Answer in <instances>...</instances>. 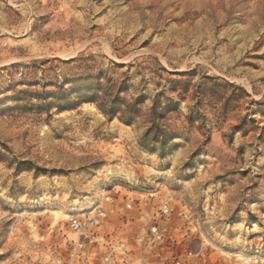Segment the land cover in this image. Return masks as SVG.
Listing matches in <instances>:
<instances>
[{
	"label": "rangeland",
	"instance_id": "obj_1",
	"mask_svg": "<svg viewBox=\"0 0 264 264\" xmlns=\"http://www.w3.org/2000/svg\"><path fill=\"white\" fill-rule=\"evenodd\" d=\"M82 57L114 79L128 73L127 100L147 97L135 125L94 104L48 113L33 100L11 110L20 92L69 90L78 71L65 63ZM37 60L55 72L26 82ZM193 69L196 81L215 77L249 97L220 126L210 116L202 132L187 128V100L166 123L183 136L177 150L164 158L144 150L156 84L167 88L157 74ZM263 110L264 0H0V264H67L68 214L103 182L132 178L166 185L192 251L206 248L217 264H244L258 251L264 264ZM246 115L251 131L233 132Z\"/></svg>",
	"mask_w": 264,
	"mask_h": 264
},
{
	"label": "trees",
	"instance_id": "obj_2",
	"mask_svg": "<svg viewBox=\"0 0 264 264\" xmlns=\"http://www.w3.org/2000/svg\"><path fill=\"white\" fill-rule=\"evenodd\" d=\"M92 57H82L66 62L65 65L77 70L78 73L70 82V89H65V84L57 87V91L52 94L44 92L23 91L11 98L17 106L11 110L20 111L28 107H34L31 103L37 100L40 105L37 108L48 113L53 109L57 111L76 110L83 104H94L98 110L109 120L118 119L127 126H133L143 116L142 109L148 100L146 96L139 95L131 100H127L128 94V73L122 75L119 79H114L111 75H104L100 70H96ZM50 67L45 69L46 65ZM31 68L24 73L26 82H33L39 71L44 75L55 72L56 66L49 61L37 60L30 63ZM131 69L133 66L128 65ZM163 73H167L161 68ZM197 69L182 73L168 74L167 78L161 74H157L158 78L166 82L167 88L157 83V88L161 90L151 99V106L147 111L146 120L144 122L145 129L139 139V145L148 152H159L164 158L174 150L178 145L175 144L177 139L183 136L172 131L171 125H167V120L173 114L182 116L180 109L181 104L187 100L191 104L187 106L188 114L185 116L187 128L196 129L200 132L206 130L212 121L217 125H222L230 114L242 108L240 100L249 97L243 88H236L234 85L226 83L225 86L219 83V79L203 75L199 81L197 78ZM116 75V69L111 73ZM27 85V84H26ZM31 86V84H28ZM236 90L240 93L237 100L233 94L228 96L225 90ZM229 89V90H230ZM228 90V91H229ZM261 106L262 104H257ZM264 117V110L260 112ZM249 115L239 119V123L232 126L233 132L249 133L247 129V119ZM254 123L253 120H250ZM264 132V128L262 129ZM261 139V138H260ZM210 138H208V141Z\"/></svg>",
	"mask_w": 264,
	"mask_h": 264
},
{
	"label": "built area",
	"instance_id": "obj_3",
	"mask_svg": "<svg viewBox=\"0 0 264 264\" xmlns=\"http://www.w3.org/2000/svg\"><path fill=\"white\" fill-rule=\"evenodd\" d=\"M167 190L157 180L103 182L67 216L72 235L65 236L72 246L67 264H217L206 248L194 252L187 245L191 228L183 232L176 224L174 199L163 194ZM257 252L244 264H260Z\"/></svg>",
	"mask_w": 264,
	"mask_h": 264
},
{
	"label": "bare ground",
	"instance_id": "obj_4",
	"mask_svg": "<svg viewBox=\"0 0 264 264\" xmlns=\"http://www.w3.org/2000/svg\"><path fill=\"white\" fill-rule=\"evenodd\" d=\"M65 214V213H64Z\"/></svg>",
	"mask_w": 264,
	"mask_h": 264
}]
</instances>
